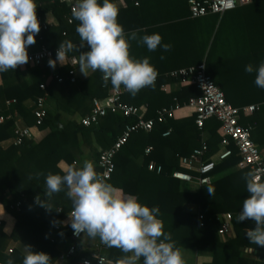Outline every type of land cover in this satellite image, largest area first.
<instances>
[{
    "label": "trees",
    "instance_id": "1",
    "mask_svg": "<svg viewBox=\"0 0 264 264\" xmlns=\"http://www.w3.org/2000/svg\"><path fill=\"white\" fill-rule=\"evenodd\" d=\"M114 1L112 0L113 3ZM125 2L124 7L118 8L119 13L125 14L122 17L128 21L131 9L138 10L142 6H134L132 0ZM36 3L37 16H44L51 21L45 29L40 26V32L35 38L37 44L53 49L61 41L71 40L80 45L75 31L79 21L73 18L66 1L36 0ZM68 15L73 18L71 23L66 21L65 17ZM169 25L168 30L175 33L169 51L170 70L203 61L205 73L222 90L229 104L243 107L263 102L259 110L240 113L239 117L240 124L251 127L250 138L262 150L264 89L256 86L255 72L247 73L245 66L251 63L258 67L264 62V0H250L247 4L236 6L222 14H208ZM122 26L128 33L130 29L140 27V24L132 22L131 25ZM183 30L190 31L187 35ZM63 31L65 34H62ZM29 50L31 49L28 47ZM89 50L85 43L83 47H79L78 52L68 55L79 57V52ZM139 56L142 57V54L135 57ZM51 58L55 59L54 56ZM48 60L40 65L48 63ZM40 65L35 67H41ZM68 68L64 64L32 82L23 79L22 69L0 73V115L9 114L0 123V264H6L9 258L14 260V264H22L24 254L21 250L13 247L11 252L6 251L11 241H17L24 247L30 245L33 251H43L51 259L55 258L59 251L56 247L57 235L64 230L69 237L72 228L68 223L55 229L52 221H59L64 213L71 210L72 205L64 191L54 194L51 201L62 209L59 212L55 209L49 212L35 203L37 195L42 199L46 198L44 189L47 174H63L58 165L60 161L66 162L68 166L82 167L75 160L83 154V147H87L89 155L94 157V166L98 172L99 153L116 140L126 124L136 120V116L125 117L118 111H107L93 125L80 124L78 118L89 112L92 98L106 96L112 85L110 81L107 86L104 85L99 71L91 73L89 77L76 76L70 82L66 77ZM55 72L64 77L62 82L56 81L53 76ZM163 72L159 69L154 87L142 89L135 97L125 92L122 101L134 106L145 105L143 117L154 118L156 110L161 106H169L174 102L182 104L200 94L194 83L180 85L179 78H171ZM169 82L179 85L165 92L161 85ZM40 83H44L47 97L54 101L55 109L47 107L43 122L35 125L33 106H27L26 101L33 102L43 94L44 91L39 88ZM8 99L14 101L6 104ZM194 119L193 113L180 115L164 122H155L148 132H132L116 152L114 170L106 182L124 193L137 196L142 204L158 206V219L163 222L164 231L171 233L176 247L181 249L190 246L197 251L207 252L212 259L206 264H264L256 255H244L245 250L260 252L264 247L249 244L246 230L255 227L252 221H236L238 212L242 210L243 200L249 196L243 179V172L249 169L235 168L240 157L232 144L229 145L231 155L217 162L211 170L214 177L210 183L190 186L172 176L176 169L188 171L180 164V160L194 148L201 146L202 133L206 135L204 142L207 145L202 159L208 158L218 149V142L222 137L220 122L210 118L199 129ZM15 122L29 127L32 135L21 144L9 143L3 147L1 141L12 136ZM169 127V135L163 136L162 132ZM38 132L41 133L39 136ZM148 146L151 149L144 154ZM151 163L153 169L148 168ZM157 166H160L159 171L156 170ZM37 173L43 175L37 177ZM209 187L215 192L212 197L207 191ZM189 203L198 205L197 213L185 210ZM225 212L231 213L233 236L221 240L217 233L220 225L218 216ZM198 214L202 215L200 220ZM2 215L11 218L9 230H6L7 221ZM50 237H54L55 241L50 242ZM101 252L114 264H118L125 255L119 249L106 246ZM87 256L88 252L84 251L77 259ZM140 264H143L142 259Z\"/></svg>",
    "mask_w": 264,
    "mask_h": 264
},
{
    "label": "clouds",
    "instance_id": "2",
    "mask_svg": "<svg viewBox=\"0 0 264 264\" xmlns=\"http://www.w3.org/2000/svg\"><path fill=\"white\" fill-rule=\"evenodd\" d=\"M37 6L36 0H0V73L15 71L29 62L28 47L36 43V35L40 32ZM119 11L112 0L102 3L100 0H78L71 13L79 21L75 31L80 45L71 40L61 41L56 58L48 60L49 66L54 69L57 61L67 64L68 54L78 52L86 43L90 50L79 52L78 61H74L82 75L89 77L90 72L99 71L105 86L109 81L117 90L123 86L132 97L142 89L154 87L157 69L148 57H132L130 41L146 45L149 51L160 48L168 52L172 45L163 43L159 33L141 36L142 29L126 33L118 21ZM160 58L165 59L163 55ZM245 71L255 72L256 86L264 89V62L258 67L249 63ZM62 172L47 174L46 198L37 195L35 203L49 212L53 209L59 212L62 209L51 201L54 194L64 191L72 205L68 222L74 235L83 233L93 240L99 238L108 248L119 249L125 255L118 264H140L141 259L143 264H185L171 233L164 231L163 222L158 219V206L149 207L135 195H123L96 171L93 161L85 160L82 167H65ZM40 175L43 173H37V177ZM243 179L249 196L243 200L236 221H252L255 227L246 230L249 244L264 247V179L255 169L244 171ZM207 191L214 196L213 188ZM68 222L52 221L53 225ZM6 264H14V260L9 258ZM22 264H51V258L46 252L33 251L30 245H25Z\"/></svg>",
    "mask_w": 264,
    "mask_h": 264
},
{
    "label": "built area",
    "instance_id": "3",
    "mask_svg": "<svg viewBox=\"0 0 264 264\" xmlns=\"http://www.w3.org/2000/svg\"><path fill=\"white\" fill-rule=\"evenodd\" d=\"M70 5V11L75 6L78 0H65ZM136 5L138 0H132ZM250 0H187L189 14L192 18L202 17L208 14H222L227 10L233 9L236 6L245 5ZM72 14V13H71ZM40 22V26L45 29L47 25L51 24V21L44 16H37ZM66 21L71 23L73 21L72 16L68 15ZM62 34H65L63 31ZM59 46L49 49L45 45H38L34 50H29L30 60L26 65L19 66L17 69H23L26 67H35L40 65L46 59L51 57L56 58L57 49ZM74 61H78V57L75 55H68L67 65L68 73L67 78L70 82H73L76 78V68L78 66ZM171 78H179L181 84L194 83L200 94L196 97L188 99L186 102L180 104L174 102L169 106H161L156 110L154 118H145L140 111L139 106H134L122 101V95L126 92L123 86L119 90L111 88V91L104 97L92 98V105L88 113L80 116L78 121L84 126H90L98 122L99 118L104 116L107 111H118L125 117L136 116V120L131 124H126L121 134L117 136L116 140L106 149L99 153L97 164L99 171L105 181L110 178L111 173L114 170V156L118 149L127 141L132 132L142 130L145 132L150 131L155 122H164L167 119L175 118L180 115L194 114L195 123L199 129L202 128L204 122L207 119L215 118L221 124L222 137L218 142V149L215 153L210 155L206 159H202V155L207 149V145L204 142L205 136L201 134V146L194 148L189 155L182 157L180 164L188 169L174 170L172 176L181 181L202 185L210 183L213 179L211 170H213L215 164L226 157L230 156L232 150L230 144H232L240 157L239 162L236 164V168H248L255 169L264 179V155L257 147V145L250 138V126H244L239 123L240 113L253 112L259 110L263 105V102L252 103L243 107H236L229 104L225 98L222 90L213 82L211 77L205 73V64L200 62L198 64H191L176 68L167 73ZM54 78L57 82H62L64 77L59 73H54ZM39 88L44 92L36 97L33 103V115L35 125H40L47 112V91L44 83L39 84ZM161 88L164 89L165 85L162 84ZM14 99L6 100V104L13 102ZM7 116L0 115V123ZM171 128H167L162 132L163 136L169 135ZM31 129L27 126H22L18 122L14 123L13 133L10 137V143L18 145L21 144L25 138L31 137ZM151 146L145 148V153L149 152ZM149 169H153V164L148 165ZM156 170H160V166L156 167ZM64 213L59 221H69L68 213ZM202 218L201 214H198V220ZM220 225L217 228V233L220 236H225L229 233H233L231 225V213L225 212L218 216ZM69 223V222H68ZM201 223V222H200ZM56 224L55 229H60L61 225ZM84 234L79 236L74 235L71 229L69 234L70 242L66 248L58 251L54 259H51V264H84L85 261L88 264H111L110 260L101 252L103 245L99 238H96L93 244L84 243ZM55 238L50 237V242H54ZM13 247H7L6 251L11 252ZM88 252L87 257L78 258L77 256L81 252ZM260 261L264 263V257H260Z\"/></svg>",
    "mask_w": 264,
    "mask_h": 264
},
{
    "label": "crops",
    "instance_id": "4",
    "mask_svg": "<svg viewBox=\"0 0 264 264\" xmlns=\"http://www.w3.org/2000/svg\"><path fill=\"white\" fill-rule=\"evenodd\" d=\"M114 3L117 5V7L119 6L124 7L126 5L125 0H115ZM133 5L137 7L141 5L142 7H140L138 10L131 9V11L129 12L131 15H128V18H129L128 21L126 18L122 17V15H125V14H122V12L119 13V17H118L119 23L121 25H131L132 22H135V23L138 22L140 24V27H137L136 29H130L128 33H130L131 31L140 30V29L143 30L139 33V35L141 36L145 34L159 33L163 37V41H162L163 43L172 44L171 40H173V38L175 37V33L172 30H168V28L170 27L169 24H171L172 22L192 19V17L189 14L188 4L186 0H138V4L135 5L133 3ZM183 31L187 34L189 33L190 30H183ZM202 33H205V32H202ZM130 44H131L130 53L132 57L136 59H143L144 57H148L150 59V63L155 66L157 71L161 69L162 71L168 73L174 70V69L172 70L169 69L170 67L169 51L163 52V50L160 48H158L155 51H149L146 45H139L134 40L130 41ZM38 45L39 44L35 43L34 45L29 46V48L31 50H34L38 47ZM139 54H142V57L141 56L135 57ZM161 55H163L165 59L162 60L160 58ZM59 66H62V65L59 63V61H57L56 67L54 69L50 67L47 62L42 64L41 67H37V68L36 67L23 68L22 77L24 80L28 82H32L34 79H36L40 75L42 76V75H45L46 73H52ZM180 67H183V66H180ZM91 73L92 72H90L89 75ZM76 76L81 77V78L86 77L80 73L78 66L76 68ZM0 82H1V77H0ZM164 85H165V88L163 90H165V92H169L170 90L177 88L179 83L169 82V83H164ZM46 103H47L48 108L55 109L54 101L50 97L49 98L47 97ZM26 105L30 107L31 105L33 106V103L32 101L28 100L26 101ZM139 107H140V111L144 113L146 106L140 105ZM37 134L39 136L41 133L38 132ZM203 135L206 136L205 133H203ZM9 143H10V138L5 139L4 141H1V145L3 147L7 146ZM261 151L264 155V148ZM144 154H145V151H144ZM85 160H90V161L95 162L94 157L89 155V150L87 149V147H83V154L81 156H78V158L75 160L76 161L75 163L79 166H83V162ZM140 161H141V157H139V162ZM58 165L61 169L68 167V164L64 161H60ZM188 184L190 186L191 185L194 186V184H190V183ZM121 192L125 196L129 195L127 193H124L122 190ZM185 210L193 212V213H197L198 205H196L195 203L186 204ZM2 216L7 221L6 230H9V226L11 225V221H10L11 218L4 216V215ZM64 226H66V224ZM61 233H63V235H61ZM227 236H233V233H229L225 236L219 235L221 240H224ZM95 240L90 239V238L87 239L86 236L83 238L84 243H88V244H93ZM69 241L70 240L68 237V233H66L64 230H61V232H59V234L57 235V246H56L57 250L64 249L68 245ZM10 244L13 245V247H16L19 250H21V252H23L24 254L25 247L22 246L19 242L11 241L10 243H8V246ZM180 250L183 254L185 264H206L210 262L212 259L211 255H209L207 252L197 251L195 247L185 246V247H181ZM244 255L245 256H255L256 255L258 259L260 260V257H264V249L260 252H256L254 249L245 250ZM108 259L110 260L111 264H114L110 258Z\"/></svg>",
    "mask_w": 264,
    "mask_h": 264
},
{
    "label": "rangeland",
    "instance_id": "5",
    "mask_svg": "<svg viewBox=\"0 0 264 264\" xmlns=\"http://www.w3.org/2000/svg\"><path fill=\"white\" fill-rule=\"evenodd\" d=\"M9 243H10V242H9ZM9 247H13V245L10 244Z\"/></svg>",
    "mask_w": 264,
    "mask_h": 264
}]
</instances>
